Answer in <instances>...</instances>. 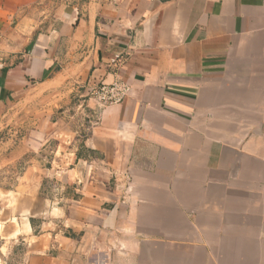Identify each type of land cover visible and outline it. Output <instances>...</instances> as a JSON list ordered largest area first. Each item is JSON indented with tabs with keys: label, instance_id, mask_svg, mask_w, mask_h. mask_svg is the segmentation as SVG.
Returning a JSON list of instances; mask_svg holds the SVG:
<instances>
[{
	"label": "crops",
	"instance_id": "obj_1",
	"mask_svg": "<svg viewBox=\"0 0 264 264\" xmlns=\"http://www.w3.org/2000/svg\"><path fill=\"white\" fill-rule=\"evenodd\" d=\"M31 144L60 196L22 232L69 236L29 264H264V0H0V163Z\"/></svg>",
	"mask_w": 264,
	"mask_h": 264
},
{
	"label": "rangeland",
	"instance_id": "obj_2",
	"mask_svg": "<svg viewBox=\"0 0 264 264\" xmlns=\"http://www.w3.org/2000/svg\"><path fill=\"white\" fill-rule=\"evenodd\" d=\"M68 115V114H67ZM76 122L77 117H75ZM15 132V131H14ZM13 132V134H14ZM14 137V138H13ZM19 134L12 135L11 140L17 141ZM13 142V143H14ZM36 146L21 145L16 149L15 154H22L25 151H29L24 156V160L19 163L6 164L0 163V263L1 264H29V257L32 256V250L36 244V238L40 239L42 235L50 234L51 232L59 231L60 235H68V225L62 220V223L51 222V216L46 215L47 223L43 226H36L32 233H23L22 228L25 223V219L32 212L37 215L49 210L52 206L45 203L44 200L50 198L54 200L58 198L57 193L51 188L52 178L50 172L46 171L50 166V157L52 149L55 145L47 146L37 157L42 159L43 168L42 172L32 171V175L27 180H22L21 184L18 181V174L22 173L26 168V162L28 163L31 157H36L33 151ZM35 163V162H34ZM39 182H42L41 197L36 198V186ZM17 185L18 188H17ZM40 197V195H39ZM55 205V204H53ZM46 206V207H45ZM48 206V207H47ZM58 207V205H55ZM58 216V215H54ZM58 217H55V219ZM27 231V230H26ZM20 232L19 235H17ZM29 232V230L27 231ZM35 235V236H34ZM57 245V243H56Z\"/></svg>",
	"mask_w": 264,
	"mask_h": 264
},
{
	"label": "built area",
	"instance_id": "obj_3",
	"mask_svg": "<svg viewBox=\"0 0 264 264\" xmlns=\"http://www.w3.org/2000/svg\"><path fill=\"white\" fill-rule=\"evenodd\" d=\"M121 61L122 58L117 57V60H115L114 63L117 64ZM130 93L131 86L123 80L118 79L110 84L101 83L91 90L90 96L99 108H103L108 105L123 103Z\"/></svg>",
	"mask_w": 264,
	"mask_h": 264
},
{
	"label": "bare ground",
	"instance_id": "obj_4",
	"mask_svg": "<svg viewBox=\"0 0 264 264\" xmlns=\"http://www.w3.org/2000/svg\"><path fill=\"white\" fill-rule=\"evenodd\" d=\"M27 224V223H26ZM26 227V230L28 231H30V227H29V225H27V226H25ZM1 264V263H0Z\"/></svg>",
	"mask_w": 264,
	"mask_h": 264
}]
</instances>
